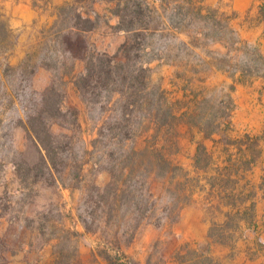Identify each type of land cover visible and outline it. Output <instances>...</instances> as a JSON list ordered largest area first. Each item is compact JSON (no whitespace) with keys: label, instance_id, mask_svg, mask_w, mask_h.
Returning <instances> with one entry per match:
<instances>
[{"label":"rangeland","instance_id":"374dc122","mask_svg":"<svg viewBox=\"0 0 264 264\" xmlns=\"http://www.w3.org/2000/svg\"><path fill=\"white\" fill-rule=\"evenodd\" d=\"M64 1L0 0V264H72V257L77 259V264H108L107 255L111 257L110 264H171L173 255L185 244L193 249L209 250L218 264H264V214L256 222L255 219L250 222L246 215L235 242L213 243L206 235L210 228L215 229V223L225 220L229 209L219 207L218 198L208 201L206 189L195 193L193 201L181 210L177 209L178 219L172 222L166 216L183 200L167 177L154 175L148 182V189L158 199V206L147 219H141L134 204L130 203L118 213L112 212L121 219L120 224L115 220L107 224L110 213L107 210V183L111 180L109 169L112 166L107 153L113 150L116 155L120 154L111 142L107 126L115 124L120 114L113 102L107 103L106 92L97 102L81 99L74 87V77L85 71V56L89 49L114 56L116 62L124 61L119 48L128 35L117 29L118 17L113 14L115 3L95 0L94 9L101 15L97 25L73 40L63 36L61 40L67 45L63 54L57 50L59 45L52 40L54 36L48 38L47 31L56 19V15H50L49 3L62 4ZM257 1L261 7L257 14L243 18H237L230 10V0H206V4L233 15L232 27L243 37L246 27L264 22V0ZM82 6L84 11L88 10V3ZM196 24L211 27L212 23ZM181 38L186 37L181 35ZM259 38L264 39V28L259 30ZM44 41L52 46L50 51L41 47ZM211 41L206 42L210 50L225 51L222 44ZM147 43L150 48L143 58L161 57L149 65L152 81L174 91V97H181L185 82L176 77L179 69L173 65V58L167 57L168 53L173 55L170 38L155 36ZM230 58L229 64L237 69V75L246 70L253 75L232 91L234 132L229 135L239 138L249 133L259 138L261 156L247 172L246 179L263 201L264 66L255 60L252 51L238 54L236 58L234 52ZM43 61L55 68L43 67ZM62 64L68 68L73 65V76L64 78ZM34 67L35 72L31 74ZM200 75L208 78L203 84H196L211 89L208 98L213 100L212 103L228 93V87L233 83L230 77L213 68L205 69ZM51 85L65 96L63 110L75 109L79 113L81 130L76 134L69 126L59 123L52 122L49 127L51 134L72 139L73 148L59 154V159L67 161L70 168L63 174L52 171V175L44 179L34 180L32 176L22 179L23 174H19L14 165L22 160L21 153L28 144V134L22 125L41 108V95ZM116 98L117 95L113 96V101ZM181 131L185 133L181 139V152L173 159L193 177L196 176L192 166L196 144L185 127H181ZM214 139H221V135H215ZM207 145L212 148L213 142L209 140ZM76 172L78 177L74 176ZM119 175L116 173V177ZM128 219L133 220V233L125 235L124 221ZM158 220L161 224H156ZM67 231L73 232L75 237L68 239Z\"/></svg>","mask_w":264,"mask_h":264},{"label":"trees","instance_id":"16d2710c","mask_svg":"<svg viewBox=\"0 0 264 264\" xmlns=\"http://www.w3.org/2000/svg\"><path fill=\"white\" fill-rule=\"evenodd\" d=\"M111 2L115 3L113 14L118 17V31L128 35L119 48L124 61L116 62L114 56L89 49L85 56V71L74 77V87L81 99L89 103L97 102L106 92L107 103L113 102L120 114L115 124L107 126L111 142L120 150L117 155L113 150L107 153L112 162L109 169L111 180L107 183V210L110 211L107 224H111L112 220L120 224L121 219H117V214L112 212L118 213L130 203L134 204L141 219L148 218V214L158 206V199L148 189V182L155 175L169 178L183 200L166 216L167 219L176 222L179 216L176 210L193 201L195 193L207 189L208 201L218 198V206L229 209L225 220L215 223V229H209L207 238L216 244L229 240L235 242L238 239L235 235L246 222L245 216L249 215L250 222L255 219L257 193L246 175L261 156V148L257 136L244 133L239 138H232L229 135L234 132L231 121L235 109L232 91L237 84H244L253 76L250 70L239 71L237 75V69L229 62L234 52L236 58L238 54L252 51L255 60L264 66L259 45L242 39L231 25L234 16L219 7L207 5L206 0ZM85 3L89 5L87 11L82 6ZM94 3L95 0H65L54 5L56 19L47 36H54L52 40L59 45L57 50L63 54L66 52L67 45L61 40L63 36L73 40L95 28L101 15L94 9ZM196 22L212 24L210 27L209 24L198 25ZM181 35L186 38L182 39ZM155 36L170 38L172 42L170 51L173 55L168 53L167 57L173 58V65L179 69L176 77L185 82L181 87V97H174V91L152 81L149 65L161 57H143L150 48L147 40ZM208 40H212V44H222L225 51L210 50L206 43ZM41 47L47 51L52 49L48 41H44ZM42 66L49 70L55 68L48 61H43ZM62 66L64 78L73 76V65L70 68ZM209 68L226 74L233 82L228 87V93L214 103L208 98L211 89L196 84L205 82L208 77L200 74ZM34 70L35 67L30 73L33 74ZM115 95L117 98L113 101ZM64 97L51 85L41 95V108L22 125L28 134V144L21 153L22 160L14 163L17 172L23 174L22 179L29 176L34 180L44 179L52 175V171L63 174L70 168L67 161L59 159V154L73 148L72 139L64 135L57 137L49 130L52 122L69 126L74 134L81 130L78 111L63 110ZM181 127L186 128V133L196 144L192 164L196 176L193 177L190 171L173 159L181 152V139L185 136ZM215 135H221V139L215 140ZM209 140L213 142L212 148L207 145ZM116 173L120 174L119 177ZM74 176L79 174L76 172ZM243 181L245 183L240 186ZM135 192L138 194L137 201ZM131 224L132 219L124 221L125 235L133 233ZM156 224H161V220ZM67 232L68 239L75 237L73 232ZM71 260L72 264L79 263L75 257ZM110 260V255H107L108 264ZM171 264L218 262L209 250L193 249L185 244L173 255Z\"/></svg>","mask_w":264,"mask_h":264},{"label":"crops","instance_id":"0c3cea01","mask_svg":"<svg viewBox=\"0 0 264 264\" xmlns=\"http://www.w3.org/2000/svg\"><path fill=\"white\" fill-rule=\"evenodd\" d=\"M230 4H231L230 10L235 12V14L237 15V18H241V17L243 18L244 16L251 15L254 13L257 14L258 9L261 8L259 7V2L257 0H230ZM54 5H57V4H54ZM54 5H52L51 2L49 3V6L52 8L50 15H53V16H55V11L53 9ZM233 19L232 21H234ZM254 26L255 27L251 25L250 27L245 28L246 30L243 33L244 38L242 37V34L239 31L238 32L241 38L246 40L248 43L258 44L260 47L261 53L264 57V39L259 38V30H261V28H264V22H261V23L259 22V24L254 25ZM263 214H264V199L263 201L262 199L260 200V198L257 195L256 205H255V222L256 220H258V217L261 215L263 216ZM206 238H207V235H206ZM247 240L249 241V237L247 238Z\"/></svg>","mask_w":264,"mask_h":264}]
</instances>
